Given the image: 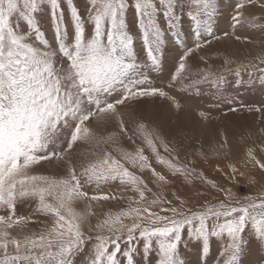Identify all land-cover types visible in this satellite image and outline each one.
<instances>
[{"label": "snow or ice", "instance_id": "snow-or-ice-1", "mask_svg": "<svg viewBox=\"0 0 264 264\" xmlns=\"http://www.w3.org/2000/svg\"><path fill=\"white\" fill-rule=\"evenodd\" d=\"M87 3L82 15L74 0H0V264H77L82 254L84 264H145L153 255L155 264H185L180 246L194 243L206 257L211 238L225 240L216 264H242L249 244L246 230L264 242V183L256 195L236 197L231 187L192 167L194 161H182L179 149L170 147L160 131L131 107L159 97L181 109L180 101L154 86L152 78L163 71L170 40L183 50L172 84L188 90L209 83L219 90L226 83L222 73L210 70H201L196 78L184 76L188 57L211 43L207 36L218 39L212 26L217 0H190L187 5L182 0ZM253 3L264 8L260 0H239L231 17L233 27L242 25L243 9ZM186 8L192 47H186L181 33ZM45 12L51 41L42 22ZM129 13L138 36L132 34ZM250 22L264 30V24ZM255 59L257 64L250 61L226 70L234 72L239 84L241 71L264 73V67L258 66L264 65V51ZM224 63L232 61L226 58ZM260 79L264 81V75ZM199 115L209 118L204 112ZM110 123L115 131L107 130ZM121 138L132 147H123ZM80 144L87 148L77 163L72 153ZM226 145L225 138L218 147ZM161 148L167 155L161 154ZM196 155L208 159L203 150ZM153 158L171 176L182 177L187 184L199 181L224 198L206 200L193 210L173 193L179 202L174 205L163 192L172 181L153 167ZM42 164L54 166L58 174L35 171ZM242 166L264 171V162L253 149L247 150ZM227 168L223 179L229 184L238 177L249 185L260 183L235 163ZM217 170L221 171L219 166ZM146 171L160 191L149 187L143 176ZM115 183L135 195L104 190ZM89 187L95 189L91 194ZM125 199L118 210H108L91 223L94 204ZM26 201L35 202V211L50 218L39 231L28 230V225L40 221L17 214L18 204ZM80 203L83 209H78Z\"/></svg>", "mask_w": 264, "mask_h": 264}, {"label": "rangeland", "instance_id": "rangeland-1", "mask_svg": "<svg viewBox=\"0 0 264 264\" xmlns=\"http://www.w3.org/2000/svg\"><path fill=\"white\" fill-rule=\"evenodd\" d=\"M238 2L239 0H217L218 13L212 26L215 37H218V39L207 36L211 43L201 50L194 51L187 59L185 77L189 79L196 78L201 70L222 73L225 76L226 83L219 90L209 83H202L196 88L188 90L182 89L179 84L171 83V75L178 67L179 56L183 54V50L175 44L174 40H170L165 45L163 71L153 73L152 78L154 86L163 88L180 101L181 109H175L168 100L159 97L145 99L131 107L135 109L137 116L160 131L163 138L169 142L170 147L175 145L179 149V156L182 161H194L192 167L202 171L206 177L216 180L222 186L231 187L236 197H243L249 194L256 195L257 189L260 188L261 183H264V171L258 168L245 169L242 166L248 149H253L257 158L264 162V81L260 79L264 73L253 71L251 68L248 71H241L239 77L241 83L237 84L238 78L234 72H229L226 69H235L241 64L247 65L250 61L257 64L255 58L264 51V30L254 27L250 21L255 19L257 24H264V8H261L258 3L246 4L243 9L244 21L242 25L233 27L231 17L234 15L235 6ZM260 2H264V0H260ZM74 3L81 14L86 15L87 0H74ZM182 3L190 4V0H182ZM187 10L186 8L183 16L181 33L182 36L186 37V47H192V36L190 34L192 22L186 15ZM128 19L132 34L138 36L139 33L135 28L131 13H129ZM42 22L47 30L48 39L51 41L52 32L48 23L47 12L43 14ZM161 24L162 27H166L163 21H161ZM86 27L90 29L91 25H86ZM224 33H228V35L225 36ZM237 36L240 37V40L236 39ZM137 48L140 58L143 60L145 55L139 40H137ZM226 58L230 59L232 63L225 65ZM258 66L264 67V65ZM230 108L236 110L230 111ZM256 108H259L260 111H255ZM249 109L253 110L249 111ZM130 110L129 108L124 109L125 112ZM200 112L208 114L209 118L205 120L199 115ZM106 127L108 131L116 130L115 125L111 123ZM225 138L227 140L226 147L219 149L218 146L223 143ZM137 142L139 143V141ZM120 144L129 149L132 147L126 138H121ZM201 146L203 147L201 148ZM86 148L87 145L84 144L76 146L72 153L74 162L79 163L81 161V153ZM200 150L208 153L207 160L200 159L196 155V152ZM160 151L161 154L167 155L164 153L163 148ZM213 151L217 154H213ZM145 152L150 155L147 148H145ZM229 163H235L240 171L254 175L260 183L249 185L244 177H238L235 183L229 184L227 180L223 179V173L228 171L227 164ZM152 164L158 172L164 173L172 181L163 192L165 197L172 200L174 205L179 202L174 198L173 193L187 200L186 206L193 210L206 200L224 198L216 189L204 186L199 181L187 184L182 177L171 176L166 169L155 162L154 158ZM217 166L221 171L217 170ZM35 171L55 175L58 174L59 170L52 165L42 164ZM143 176L154 192L160 191L151 182L149 172H144ZM87 190L90 194L95 191L92 187ZM104 190L117 196L135 195L118 183L111 184ZM200 193H203V195ZM151 198V194H149V199ZM126 203L127 200L125 199L123 201L104 202L102 205L94 204L93 211L96 212V216L91 218V223L94 225L97 222V217H101L108 210H118ZM77 207L83 209L84 205L80 203ZM35 208L36 204L33 201L22 202L18 204L17 214L30 216L33 220L40 221V223L28 225V230L39 231L50 223V218L37 213ZM85 231H87V224L85 225ZM249 231L246 230L244 234V238L249 241V244L242 255V264H264V242L250 236ZM89 234L95 235V233ZM224 243L225 240L221 238H211L210 251L206 257L201 255L200 248L194 243H188L187 246L182 244L179 252L181 258L185 260V264H216L218 253ZM85 260L86 257L82 254L78 258L77 264H84ZM155 260L154 255L150 256L145 264H155Z\"/></svg>", "mask_w": 264, "mask_h": 264}]
</instances>
